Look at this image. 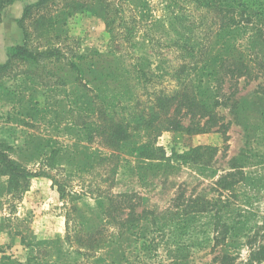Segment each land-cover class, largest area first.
I'll use <instances>...</instances> for the list:
<instances>
[{"label":"rangeland","instance_id":"rangeland-1","mask_svg":"<svg viewBox=\"0 0 264 264\" xmlns=\"http://www.w3.org/2000/svg\"><path fill=\"white\" fill-rule=\"evenodd\" d=\"M36 1L16 0L6 7L0 23V64L8 59L11 46L24 43L18 19L24 6ZM147 1L148 19L142 20L141 7L134 10L128 0H110L111 9L117 8L118 14L115 31L120 35L115 40L105 21L90 8L74 11L67 18L65 29L79 41L77 46L83 53L96 51L103 56L119 43L124 65L129 68L139 55L148 56L156 65V51L162 50L166 53L165 67L172 69L169 66L178 63L176 57L180 52L183 55L188 50L189 53L199 51L206 44L207 33L218 27L213 25L220 18L214 6H202L197 0ZM183 17L185 19L181 20ZM126 25L136 26L133 37L136 46L123 36ZM248 27L241 30L239 44L251 55V41L245 38L252 34L251 26ZM23 77L19 73L0 79V142L10 145L6 146L8 154L35 175L29 178V186L22 192L8 191V177H0V264L4 255L16 259L17 264L27 263L36 251L24 244L23 239L35 242L65 238L68 232L66 215L71 230L78 225L80 215L84 214L88 219L98 215L97 196L105 189L129 195L139 210L148 207L175 212L176 201L195 199L201 207H206L203 212L190 214L191 219L186 224H180L176 219L174 221L178 223L170 221L166 227L171 231L155 232L145 244L129 242L126 247L128 260L121 264H169L168 246L177 241H188L190 237L193 246L189 264H220L217 256L222 251L234 255L236 264H244L251 251L264 243V124L259 108V101L264 99L259 88L264 86L263 77L231 79L226 76L220 87L218 82H210L205 76L207 91L203 95H209L211 101L217 98L220 101L213 108L217 120L211 132L183 137H177L171 130L159 133L156 129L158 116L149 129L143 125L136 130L133 141H150L164 147L168 155L173 149L184 153L198 145L216 148L205 149L201 159L176 167L168 174L153 175L146 171L145 176L140 174L130 144L117 150L97 137L92 149L108 158L90 171H80L76 162H73L74 166L69 164L63 153L47 161L52 149L72 152L86 146L87 141L67 120L68 115L56 117L51 110L60 109L59 99L63 92L33 90L25 84ZM148 85L147 90L141 88L139 91L146 111L153 105L156 91L175 88L177 80L166 75ZM21 97L32 101L38 99L47 108L37 118L23 114L24 109L18 101ZM156 113L158 115L157 108ZM184 121L188 123L189 119L185 117ZM233 162L241 167L232 168ZM234 170L237 184L231 190H223L216 181ZM53 179H58L57 183ZM205 199L210 201L208 205L204 204ZM65 248L70 253L60 256L62 258L54 254L55 249L50 256L39 254V257L55 264L84 260L83 256L73 253V248L67 245Z\"/></svg>","mask_w":264,"mask_h":264},{"label":"trees","instance_id":"trees-1","mask_svg":"<svg viewBox=\"0 0 264 264\" xmlns=\"http://www.w3.org/2000/svg\"><path fill=\"white\" fill-rule=\"evenodd\" d=\"M15 1L0 0V23L6 7ZM128 1L134 10L142 8V20L148 19L147 0L140 3L137 0ZM197 1L205 7L214 6L220 18L213 25L218 27L207 33L206 44L199 51L189 53L187 49L188 53L183 55L180 52L176 57L178 63L169 66L172 69L165 67L166 53L162 50L156 51V65L148 56L139 55L129 68L124 65L119 43L103 56L96 51H80L77 46L79 41L65 29L67 18L74 11L90 8L105 21L111 38L115 40L120 35L115 31L118 14L117 8L111 9L110 0H38L24 6L18 19L24 33V43L10 47L8 59L0 64V79L21 73L25 84H29L33 90L63 92V97L59 99L60 109L51 110L56 117L68 115L67 120L77 127L87 141L86 146L72 152L54 148L46 157L47 161L63 153L69 164L76 162L80 171H90L108 158L104 153L92 149L97 137L106 141V146L117 150H123L130 144L140 174L142 172V176H145L146 171L153 172V175L168 174L176 167L201 159L205 149L216 150L198 145L184 153L173 149L172 154L168 155L162 146L150 141L140 143L132 140L136 130L143 125L149 129L157 116L159 122L156 129L159 133L171 130L177 137H183L211 132L217 120L213 108L220 101L219 98L211 101L209 95H203L207 91L205 76L209 77L210 82H218L220 87L226 76L231 79L241 76L264 78V0ZM248 26H251L252 34L245 38L251 41V55L239 44L241 30H247ZM135 32V25H126L123 36L132 46H136L133 39ZM166 75L176 79L177 85L173 89L165 87L156 91L154 103L146 111L139 96L140 89L147 90L149 83L162 80ZM259 88L264 94V86L260 85ZM18 101L24 109L23 114L34 118L41 116L47 108L38 99L32 101L21 97ZM259 104L262 109L261 123L264 124V99ZM185 117L189 119L188 123H185ZM6 146L10 145L0 142V177H8V191L22 192L28 188L29 178L35 173L13 159ZM231 167L237 169L241 165L233 162ZM236 175L235 170L230 171L222 175L216 184L223 190H231L237 184ZM53 180L55 183L58 181ZM209 202L208 199L204 200V204L208 205ZM97 203L99 214L90 219L84 214L80 215L75 229L71 230L70 219L66 215L68 232L65 238L35 242H25L23 239L22 242L31 246L36 253L30 255L27 263L21 264H55L40 258L39 254L48 257L55 249L54 254L62 258L60 256L70 253L65 245L73 248V253L84 257L83 261L75 260L74 264H121L128 260L126 247L129 242L145 244L151 234L171 231L166 227L170 221L186 224L191 219L190 214L195 215L206 209L195 199L190 202L176 201L175 212L170 209L156 211L148 207L139 210L129 195L116 194L108 189L98 194ZM192 246V237L168 246L169 264H189ZM217 258L220 264H236V257L228 254V251L220 252ZM2 259V264H17V260L9 255H4ZM263 263L264 243L251 251L244 264Z\"/></svg>","mask_w":264,"mask_h":264}]
</instances>
